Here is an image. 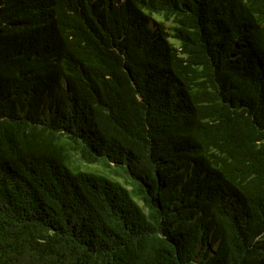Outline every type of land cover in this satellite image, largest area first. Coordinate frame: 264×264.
<instances>
[{"label": "trees", "instance_id": "obj_1", "mask_svg": "<svg viewBox=\"0 0 264 264\" xmlns=\"http://www.w3.org/2000/svg\"><path fill=\"white\" fill-rule=\"evenodd\" d=\"M0 264H264V0H0Z\"/></svg>", "mask_w": 264, "mask_h": 264}]
</instances>
